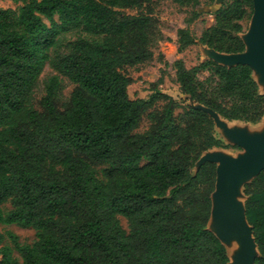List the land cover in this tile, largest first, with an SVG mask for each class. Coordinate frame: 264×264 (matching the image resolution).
<instances>
[{
    "label": "trees",
    "instance_id": "1",
    "mask_svg": "<svg viewBox=\"0 0 264 264\" xmlns=\"http://www.w3.org/2000/svg\"><path fill=\"white\" fill-rule=\"evenodd\" d=\"M12 1L21 4L0 8V224L31 227L36 238L8 233L10 246L0 232V264H20L15 252L22 264H229L208 228L217 164L195 168L206 151L236 146L216 136L205 110L185 105L176 115L182 104L158 88L162 79L146 99L128 93L125 68L152 60L163 39L154 0ZM253 13V0H225L198 39L178 30V52L195 44L245 52L243 22ZM48 65L75 87L62 101L52 76L38 110L34 90ZM173 67L195 103L229 121L264 118L249 65ZM145 115L150 125L137 132ZM244 193L255 264H264V170Z\"/></svg>",
    "mask_w": 264,
    "mask_h": 264
},
{
    "label": "rangeland",
    "instance_id": "2",
    "mask_svg": "<svg viewBox=\"0 0 264 264\" xmlns=\"http://www.w3.org/2000/svg\"><path fill=\"white\" fill-rule=\"evenodd\" d=\"M217 1L221 0H190L189 3H181L179 0H154L153 3L148 6L149 9H152L153 15L159 20L158 24L163 39L159 42L158 46L153 48L154 57L152 60L141 65L125 68V73L132 79V83L128 87V93L131 99L148 98L152 93L153 85L162 79L158 88L182 104L181 108L176 111V115L183 112L185 105H190L191 102L189 98L184 96L180 90L173 63L176 60L182 59L185 66L191 68L200 64L204 60L213 58L214 55L201 44L192 45L182 53L178 52L177 32L181 28H189L192 35L198 39L204 29L214 23L213 14L219 7L216 5ZM222 1L224 2L225 0ZM19 4L14 3L12 0H0V8H16ZM125 12L134 15L139 11L137 9H127ZM195 13H199V15L195 17ZM253 18L254 17H251L243 22L244 31L242 35L248 44L253 40V33L256 27ZM217 59L221 62L229 61L228 58H223L222 56L217 57ZM262 67H264V63L262 64ZM55 75H59L58 71H56L52 65H48L39 77L33 96V103L36 109L42 110L40 101L46 95V88L49 79ZM59 76L63 84L62 101H67L75 86L70 83L66 77L62 75ZM161 108L162 103L156 107L158 111H160ZM235 123L232 122L228 127L220 126L215 130L216 136L218 138L221 137L223 130L228 134L232 131H242L240 128L236 129L231 127L235 125ZM149 125L150 121L148 116L145 115L140 127L136 131L144 132L148 129ZM230 145L232 146V144ZM243 151L244 149L239 146L228 149L213 148L208 152V155L223 160L231 156H236ZM220 164L221 162H219V165ZM95 168L100 175L104 166L96 165ZM233 177L236 179L234 174H230V195L236 203L241 204L245 201L243 188L236 182H232L234 181L232 180ZM214 197L216 198V204L219 205V212L216 215L214 214L211 224L215 227H219L226 233L239 234L237 224L230 219L221 202V195L218 187L215 191ZM2 207L4 211H9L11 209L9 203L2 205ZM120 219L122 226L128 230L129 227L127 220L123 217H120ZM0 232L6 236L4 244L10 246H12V242L8 237V233H13L19 238L21 243L26 244H31L36 238V232L31 227L0 224ZM219 237L226 242L225 245L227 248L231 246L233 242L232 236H223L219 234ZM15 256L19 259V263L22 264V259L18 252H15Z\"/></svg>",
    "mask_w": 264,
    "mask_h": 264
},
{
    "label": "water",
    "instance_id": "3",
    "mask_svg": "<svg viewBox=\"0 0 264 264\" xmlns=\"http://www.w3.org/2000/svg\"><path fill=\"white\" fill-rule=\"evenodd\" d=\"M254 1V22L256 27L253 33V40L251 43H247L243 35L241 37L246 45V50L239 54H225L216 52L206 47L210 52L213 53L214 57L211 60L218 62L219 64L226 66H236L238 64L249 65L253 70V78L259 85L260 91L264 94V0H253ZM223 1H217L216 5L219 7ZM203 46V45H202ZM222 56L228 58L229 61H220L217 57ZM190 100V105L203 109L209 113L215 123V130L220 126L228 127L232 122H236L233 128H240L242 131H232L230 134L223 130V134L219 139L224 141L226 144H232V146H239L244 149L243 152L236 156H231L226 159L220 160L219 158L208 155L211 151H206L197 162L195 170L199 168L201 164L206 161H211L217 164V181L214 192L212 193V211L211 217L208 223V228L221 240L225 245V241L222 240L220 235L232 236L233 242L229 248L226 247L230 262L229 264H255V258L260 255L258 245L255 241L254 233L251 225L249 224L246 217L245 201L241 204L236 203L230 195V183L229 176L234 174L232 182H236L243 188L245 184L252 182L260 173L264 170V118L258 124L246 123L241 121H229L224 119L216 112L195 103L191 97L186 96ZM219 162L221 164L219 165ZM218 190L221 195V202L224 205L230 219L235 222L238 226L239 234L226 233L219 227L212 225V218L214 214L219 212V205L216 204L215 191ZM242 208V209H241ZM217 226V225H216Z\"/></svg>",
    "mask_w": 264,
    "mask_h": 264
}]
</instances>
